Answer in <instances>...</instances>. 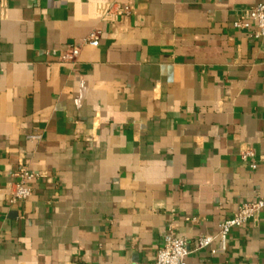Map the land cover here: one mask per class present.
Masks as SVG:
<instances>
[{"label": "crops", "instance_id": "0c3cea01", "mask_svg": "<svg viewBox=\"0 0 264 264\" xmlns=\"http://www.w3.org/2000/svg\"><path fill=\"white\" fill-rule=\"evenodd\" d=\"M113 1L0 0V264H152L264 195V37L233 26L264 0ZM215 248L186 263L264 264V213Z\"/></svg>", "mask_w": 264, "mask_h": 264}, {"label": "built area", "instance_id": "2783aa9c", "mask_svg": "<svg viewBox=\"0 0 264 264\" xmlns=\"http://www.w3.org/2000/svg\"><path fill=\"white\" fill-rule=\"evenodd\" d=\"M36 2L40 0H30ZM128 7H122L117 0L106 5L101 12L100 20L102 22L111 23L116 21L120 16L128 13ZM253 23L251 34L257 39L264 37V2H261L250 9L239 12L233 26L240 30H250ZM100 30L94 28L89 32L86 38L79 45H72L67 48L65 53L60 57L62 63L73 65L81 49L84 46L95 47L100 40ZM34 138H37L34 136ZM252 153L245 151L241 154V159L247 162L251 169L256 168V164L252 159ZM16 181L8 188V203L15 205L25 201L30 196L29 181L34 175L25 169H20L15 175ZM264 213V195L259 196L255 201L243 203L239 209L231 216L224 219L218 225V231L213 236H201L197 238L192 247L185 237H178L170 232L163 239L161 246L157 250L156 259L152 264H187L186 258L197 251L209 248L212 244H216V248L211 253H222L226 250L228 236L233 228L242 227L256 219L259 213Z\"/></svg>", "mask_w": 264, "mask_h": 264}]
</instances>
